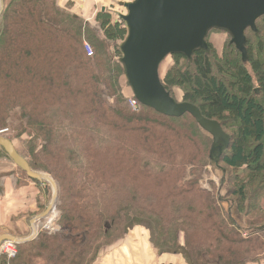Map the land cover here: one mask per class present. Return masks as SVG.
I'll return each instance as SVG.
<instances>
[{
  "label": "trees",
  "instance_id": "obj_1",
  "mask_svg": "<svg viewBox=\"0 0 264 264\" xmlns=\"http://www.w3.org/2000/svg\"><path fill=\"white\" fill-rule=\"evenodd\" d=\"M55 1L9 0L0 16V129L16 122V137L30 138L31 154L41 143L35 155L60 188L62 226L55 235L17 244L10 263L91 264L112 225L124 227L132 216L154 227L155 249L181 248L192 264L264 260V17L255 32L247 29L254 42L245 33L246 62L237 50L216 58L206 40L207 50L190 58L167 56L173 62L160 77L174 100L172 90L179 87L182 102L219 123L228 137L227 146L219 143V155L188 114L171 118L141 105L130 111L127 102L134 97L121 85L130 88L121 62L124 21L112 22L101 11L96 32ZM84 28L93 57L84 48ZM108 41L121 42L114 46L117 61L99 50ZM15 149L32 171L42 169ZM206 150L209 161L234 176L225 196L233 200L223 213L220 195L201 189L197 173L187 170L202 163ZM0 158L10 161L2 148ZM138 197L142 202L134 207ZM243 216L248 225L241 227ZM245 227L247 238L241 235Z\"/></svg>",
  "mask_w": 264,
  "mask_h": 264
},
{
  "label": "water",
  "instance_id": "obj_2",
  "mask_svg": "<svg viewBox=\"0 0 264 264\" xmlns=\"http://www.w3.org/2000/svg\"><path fill=\"white\" fill-rule=\"evenodd\" d=\"M119 6L126 10L125 14L118 16L127 29V36L120 45L121 62L134 99L141 106L167 117L190 115L212 137L211 152L217 151L221 155L223 146L228 145V137L219 123L205 118L195 105L175 101L161 82L159 68L169 55L182 54L190 58L198 49L207 50L206 38L213 29L228 33L230 44L246 62L245 33L247 29L256 31V22L264 17V0H133L130 3L120 2ZM3 9L4 0H0V16ZM0 148L28 179L46 180L54 189L52 203L37 217L46 218L54 208L56 183L48 175L32 171L5 136H0ZM34 222L30 221L31 226ZM33 235L21 241L3 234L0 245L3 241L28 242Z\"/></svg>",
  "mask_w": 264,
  "mask_h": 264
},
{
  "label": "rangeland",
  "instance_id": "obj_3",
  "mask_svg": "<svg viewBox=\"0 0 264 264\" xmlns=\"http://www.w3.org/2000/svg\"><path fill=\"white\" fill-rule=\"evenodd\" d=\"M8 1L9 0H4V5H6V3H8ZM59 1L60 0L55 1L56 7H58L63 12L68 13L70 16L71 15L75 16L76 14L77 15L79 14L78 7H76V6L72 7L73 3L68 2V4H66L65 6L63 5V7L60 8ZM128 1H131V0H97V3H96L97 5H95L92 2H89L88 5H90L89 8L91 10V14L89 16L83 15L82 17L81 16H77V17L80 20L81 19L84 21L87 20L88 23L90 24V29L93 28L94 31L98 32V31H100V25H101L102 19L99 18L96 21V17L99 13H101L100 8L102 9L103 7H107L106 9H113L114 11H117V16L112 15V14H110V12L106 11L110 14L111 21L115 22L116 20L119 19V16H118L119 14H125L126 13V10L122 6H119V3L120 2H128ZM0 19H1V17H0ZM251 33L252 32L250 30H248L247 36L249 35V37H251V39L254 42V39L252 38ZM100 34H101V32H100ZM82 36H84V39H83L84 46L88 45L87 44L88 43L87 39L89 36L88 29L84 28V30H82ZM99 37H100V35H99ZM230 39H231V37L228 33L221 31V30H215V29L209 31L207 38H206L208 44L211 46V48L213 50V54L218 59L222 58V56L225 57V55L230 50L236 52L235 47H233V45L232 46L229 45ZM120 43L121 42L116 41V44H114L113 42L108 41L106 44L107 46L105 48L99 47V50H101L105 54H111V57L115 58L117 61L118 58L115 57L116 54H115L114 46L120 45ZM86 53H87L88 57H93V55H94L93 51L91 50V47H88V49L86 50ZM172 62H173V59L170 57H167L164 60V62L161 63V65H160V77L161 78L163 77L162 75L165 72V70L167 68H169L168 67L169 64ZM179 64H181L182 66L186 65L185 61H183V60L180 61ZM121 85L123 86V89H125V94L131 95V90H129L130 88L129 89L126 88L124 83L122 82V80H121ZM178 88L177 87L173 88L172 96L175 98V100L177 102H182V93L183 92H182L181 88H179V89ZM127 106H128V102H127ZM128 108H129V106H128ZM139 110L140 109H138V111ZM18 111H19L18 109H15L13 112H18ZM130 111L132 113H135L131 109H130ZM138 111H136V112H138ZM9 122H11V123H9L7 127L0 129V132L5 131V137L8 136V138L13 140L15 147L28 160H31L33 163L38 161L39 165L42 166V169L37 167V172L46 174L53 179L52 175H50V173L44 169V162L41 161V158H40L41 156L38 154L35 155L41 149V147H42L41 143H39L35 146L36 149L34 148V152L31 154V150H29V148H28V146H29L28 141L30 140V138L24 134L21 137H16L17 136L16 122H14V121H9ZM227 132H229L230 134H233L234 127L233 126H230V127L227 126ZM210 147H211V142L209 144V148ZM209 160H210L209 159V151L207 152V150H206L204 158L202 155V163L193 169H192V167H188L187 170L190 174L192 172L197 173V175H198L197 184H198V186H200L201 189L206 190L207 192L212 194L214 196V198H216V199H217L218 195H220L221 201L217 200V204L219 205L221 212L223 213L222 210H225L228 206V203H230L233 200V199L227 198L225 196L227 195L228 191L230 190V186H232V184H233V181L231 180V178H233L234 176L232 173H229L228 172L229 170L227 168H225L221 163H219V165L217 164L218 165V167H217L216 165H214L213 161L211 162ZM189 173H188V175H189ZM18 175L20 176L21 179L29 180V182H32L19 169H18ZM190 179H192V176H190L188 178V180H190ZM54 182L56 183L55 180H54ZM32 183L34 184V187H35V201H34L35 212H34V215L30 214L29 216H25V217H27V222L29 221L30 217H31V220H35V222L33 223L32 226H31V223H29V229L28 230L25 228V230L23 232H21L19 235H15V237L21 241H24V240L30 238L34 233V230H35V234L33 235L32 238L36 239L40 234L55 235V234L59 233L62 229V226L59 224V218H60V214H61L60 209H59V206H60V188H59V186L56 183V199L53 201L54 208L50 211V213L48 214V216L46 218L38 219L37 217L41 214V212H44L46 210V208L48 207V205L52 203V199H53V196L55 194V191L52 188V186L49 184V182H47L46 180L41 182V184L44 185L43 188L40 187V184L36 185L34 182H32ZM42 189L44 191L45 200H42ZM251 192H252V190H251ZM260 195L261 194L256 195L255 196L256 199ZM253 198H254V196H253ZM141 202H142V198L138 197V198L134 199V201H133L134 207H136V206L138 207ZM144 202L146 203V201H144ZM124 203L125 202H122L121 204L123 205ZM241 218H243L242 223H240L241 227L247 226L248 225V218L246 216L245 217L243 216ZM23 219L24 218H22L20 216L18 220L23 221ZM25 220L26 219H24V222H25V224H27ZM137 221H140V223H138ZM25 224H24V226L26 227ZM144 226H146L148 229L146 230V228ZM140 227H142V228H140ZM149 231L155 235L154 227L149 222H147L146 220L141 219L137 216H132V218H130L129 223L127 222L124 225V227L120 226V224L117 226L112 225L111 231H110L111 233L108 236V238L106 239V243H105L106 245L98 248L99 250L96 249L98 252H96L95 258L91 264H138L137 260L135 263L133 262L134 257H132V252H133L132 246L137 244L138 241L142 240V238L145 235L149 236L150 235ZM11 236H13V235H11ZM131 237L135 242L130 239ZM99 242L100 241H98L97 243H99ZM22 243H24V242H22ZM154 243H155V241H154ZM17 244H19V243H16V245ZM94 247H96V246L94 245ZM123 249H127L128 254H126L123 251ZM17 252H18V250H17ZM2 257L3 256H0V264H7V263H5V261L3 260ZM44 257L46 258V255ZM45 260L47 262H49L48 258H46ZM128 260H129V263H128ZM34 261H35V264H44V262L40 261L39 259L37 262H36V259H34ZM78 263H79V260H78L77 264ZM10 264H14V263H10Z\"/></svg>",
  "mask_w": 264,
  "mask_h": 264
},
{
  "label": "crops",
  "instance_id": "obj_4",
  "mask_svg": "<svg viewBox=\"0 0 264 264\" xmlns=\"http://www.w3.org/2000/svg\"><path fill=\"white\" fill-rule=\"evenodd\" d=\"M68 2L73 3L72 7H78L79 14L77 15L75 13V16L81 17L91 14L90 5H88L89 2L97 5V0H60V8L68 4ZM103 8L105 11L110 12V14L117 16V11L106 9L107 7ZM86 22L88 21L86 20ZM40 187L43 188L44 185L40 184ZM42 200H45L43 189ZM34 201V184L29 182V180L21 179L18 175V168L12 162L0 158V235L8 234L15 237V235H19L23 232L25 228L28 230L31 217L27 222V217L25 216H29L30 214L34 215ZM20 216L26 219L25 221L27 224H25L24 219L23 221L18 220ZM137 222L140 223V221ZM144 227L146 230L148 229L146 226ZM149 233V236L145 235L142 240L132 246L134 263L137 260L138 264H192L189 257L181 248L169 251H159L155 249V235L150 231ZM130 239L134 241L132 237ZM123 251L128 254L127 249H123ZM248 264H264V260Z\"/></svg>",
  "mask_w": 264,
  "mask_h": 264
},
{
  "label": "built area",
  "instance_id": "obj_5",
  "mask_svg": "<svg viewBox=\"0 0 264 264\" xmlns=\"http://www.w3.org/2000/svg\"><path fill=\"white\" fill-rule=\"evenodd\" d=\"M88 45L84 46L85 51L88 49ZM128 106L129 108L136 112L139 109L140 104L134 99L130 98L128 100ZM5 134V131L0 132V136H3ZM251 234V231L248 228H243L241 230V235L243 238H247ZM17 248L16 243L12 241H3L0 245V256H3L7 262V264H10L9 262L16 256Z\"/></svg>",
  "mask_w": 264,
  "mask_h": 264
}]
</instances>
